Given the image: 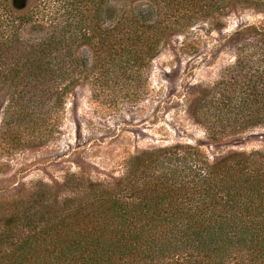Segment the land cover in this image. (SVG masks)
Wrapping results in <instances>:
<instances>
[{
  "label": "trees",
  "instance_id": "obj_1",
  "mask_svg": "<svg viewBox=\"0 0 264 264\" xmlns=\"http://www.w3.org/2000/svg\"><path fill=\"white\" fill-rule=\"evenodd\" d=\"M110 1L63 0L42 32H33L38 14L17 17L0 3L4 135L20 140L22 126L40 128L64 105L91 60L79 55L84 45L104 79L130 77L170 34L239 9L264 11V0H113L119 12L107 27ZM246 35L231 39L235 64L190 113L216 146L264 128V30ZM63 187L73 189L61 201ZM18 205L0 225V264H264L260 151L229 149L211 160L190 144L152 147L117 180L72 175Z\"/></svg>",
  "mask_w": 264,
  "mask_h": 264
},
{
  "label": "rangeland",
  "instance_id": "obj_2",
  "mask_svg": "<svg viewBox=\"0 0 264 264\" xmlns=\"http://www.w3.org/2000/svg\"><path fill=\"white\" fill-rule=\"evenodd\" d=\"M2 2L17 17L38 14L39 26L33 32H42L50 29L51 17L63 0ZM118 7L117 2H108L107 27L114 25ZM6 11L0 5V16L5 18ZM255 30H264V11L239 9L196 22L180 35L170 34L147 65L130 67V77L104 79L103 67L84 45L79 55L83 61L91 60L83 68V78L46 125L22 126V139L13 140L10 132L4 135L7 117L0 113V225L41 184L63 186L72 175L94 182L114 181L133 156L152 147L190 144L211 160L229 149L264 152V128L234 139L232 147L216 146L190 115L201 95L210 92L235 64L231 39L238 32L251 36ZM72 189L63 187L60 200Z\"/></svg>",
  "mask_w": 264,
  "mask_h": 264
}]
</instances>
